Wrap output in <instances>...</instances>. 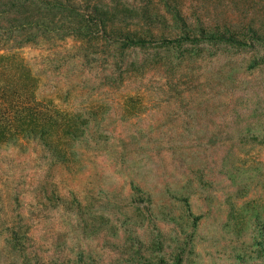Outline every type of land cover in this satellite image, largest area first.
Wrapping results in <instances>:
<instances>
[{"label": "rangeland", "instance_id": "rangeland-1", "mask_svg": "<svg viewBox=\"0 0 264 264\" xmlns=\"http://www.w3.org/2000/svg\"><path fill=\"white\" fill-rule=\"evenodd\" d=\"M57 1L88 29L13 54L0 264H264V0Z\"/></svg>", "mask_w": 264, "mask_h": 264}, {"label": "trees", "instance_id": "trees-1", "mask_svg": "<svg viewBox=\"0 0 264 264\" xmlns=\"http://www.w3.org/2000/svg\"><path fill=\"white\" fill-rule=\"evenodd\" d=\"M58 9L61 13L66 11L78 13L77 8L64 5L57 0H0V142H8L11 139L28 140L30 135H40L43 132L40 106L38 107L36 98L31 94L32 89L27 82L15 83L11 77L10 63L14 52L28 45L41 44L47 39L64 38L69 33L83 36L84 30L88 29L84 21L86 17L84 10L83 13L76 15L77 20L67 22L69 26L57 27ZM94 14L95 20L105 29V20L102 19L104 12L96 9ZM199 39L203 38L178 36L167 41L180 43ZM206 39L247 45L245 42L224 36ZM141 43H144L143 39L132 40L131 36L126 35L122 46L129 47Z\"/></svg>", "mask_w": 264, "mask_h": 264}]
</instances>
